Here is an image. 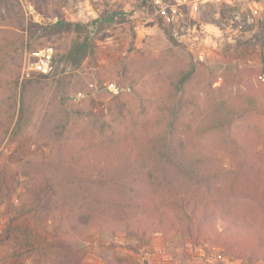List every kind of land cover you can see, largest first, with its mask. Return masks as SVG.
<instances>
[{"label":"trees","instance_id":"trees-1","mask_svg":"<svg viewBox=\"0 0 264 264\" xmlns=\"http://www.w3.org/2000/svg\"><path fill=\"white\" fill-rule=\"evenodd\" d=\"M30 1L37 8L46 3ZM100 21L57 17L46 29L73 32L66 51L53 55L48 74L23 76L20 69L11 77L14 114L0 144L29 138L49 149L22 164L29 178L16 193L18 215H32L34 236L47 249L66 252L72 264H78L80 241L94 232L165 241L175 236L208 244L227 258L264 260V88L244 82L238 69L220 78L210 71L199 90L203 63L190 57L162 79L153 99L142 97V106L155 104L147 123V113L131 115L118 103L105 117L75 107L76 76L54 73L55 61L78 69L93 58L90 27ZM5 22L23 30L20 0H0ZM48 87L46 111L32 132ZM247 205L259 214L251 215Z\"/></svg>","mask_w":264,"mask_h":264},{"label":"rangeland","instance_id":"rangeland-1","mask_svg":"<svg viewBox=\"0 0 264 264\" xmlns=\"http://www.w3.org/2000/svg\"><path fill=\"white\" fill-rule=\"evenodd\" d=\"M44 1L37 8L30 0H20L23 30L0 23L1 136L14 114L16 92L10 87L11 77L20 69L22 75L35 72L31 65L43 49H50L58 59L74 36L68 29L54 33L46 29L59 16L71 23L101 20L90 27L94 57L78 69L61 61H55L54 68V73L76 76L72 105L92 108L96 115L107 116L110 107L118 103L131 110V115L147 113V121L140 120L149 122L155 104L144 102L142 106V97L153 99L162 79L175 67L186 65L190 57L203 63L199 90L210 71L220 78L225 71L238 69L244 82L251 80L264 88V0ZM166 31L177 44L168 40ZM50 90L48 87L39 101L32 132L46 111ZM42 149L49 154L47 147L33 145L29 138L12 141L7 137L0 144V264H72L66 252L47 249L34 236L32 215H18L16 193L29 178L22 164L26 156ZM246 207L251 215L259 214L256 206ZM51 229L52 224L45 231ZM77 263L264 264V260L254 263L227 258L208 244L175 236L165 241L160 235L136 238L120 233L110 237L94 232L80 241Z\"/></svg>","mask_w":264,"mask_h":264},{"label":"built area","instance_id":"built-area-1","mask_svg":"<svg viewBox=\"0 0 264 264\" xmlns=\"http://www.w3.org/2000/svg\"><path fill=\"white\" fill-rule=\"evenodd\" d=\"M52 53L50 49L46 48L40 51L38 55V61L31 65V70L37 73L47 74L51 70ZM31 72L23 73V76H29Z\"/></svg>","mask_w":264,"mask_h":264}]
</instances>
